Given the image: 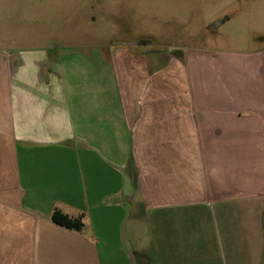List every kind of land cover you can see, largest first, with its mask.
Wrapping results in <instances>:
<instances>
[{
  "label": "crops",
  "instance_id": "crops-1",
  "mask_svg": "<svg viewBox=\"0 0 264 264\" xmlns=\"http://www.w3.org/2000/svg\"><path fill=\"white\" fill-rule=\"evenodd\" d=\"M99 1L138 39L19 44L0 0V264H264V47L188 46L208 0Z\"/></svg>",
  "mask_w": 264,
  "mask_h": 264
},
{
  "label": "rangeland",
  "instance_id": "rangeland-1",
  "mask_svg": "<svg viewBox=\"0 0 264 264\" xmlns=\"http://www.w3.org/2000/svg\"><path fill=\"white\" fill-rule=\"evenodd\" d=\"M139 1V4H130L128 10H138L145 16L165 15L167 17L172 13L182 12L175 9V4L170 0ZM251 1L252 3L249 0H208L207 3L194 4L202 9L211 24L219 22L221 25L215 27L213 24L211 32L193 36L187 45L237 50L264 47V0ZM103 5L105 6L99 0H33V2L17 0V10L22 15V19L19 18L18 21L19 28L22 27V31L27 26L32 29L27 30L32 35L19 34L18 43L35 46L51 39L61 45L83 46L138 39L137 35H113L115 28L109 23L113 21L99 15L104 10ZM109 5L121 11V4L110 3ZM98 6L99 8H96ZM105 10L113 11L114 8ZM26 12H28V18H23L24 15L27 16ZM118 13L121 14V12ZM143 21L146 22V20ZM145 26L144 31L149 35H140V37L149 41L150 44H153L154 40L170 42V36L150 34L151 32L154 34L155 25L146 23Z\"/></svg>",
  "mask_w": 264,
  "mask_h": 264
},
{
  "label": "trees",
  "instance_id": "trees-1",
  "mask_svg": "<svg viewBox=\"0 0 264 264\" xmlns=\"http://www.w3.org/2000/svg\"><path fill=\"white\" fill-rule=\"evenodd\" d=\"M51 219L54 223L66 227L68 229L80 230L83 226L80 219H71L58 211H55L52 214Z\"/></svg>",
  "mask_w": 264,
  "mask_h": 264
}]
</instances>
